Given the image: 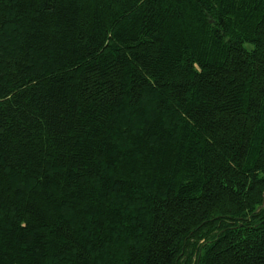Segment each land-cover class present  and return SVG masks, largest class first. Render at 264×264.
Wrapping results in <instances>:
<instances>
[{"label":"trees","instance_id":"16d2710c","mask_svg":"<svg viewBox=\"0 0 264 264\" xmlns=\"http://www.w3.org/2000/svg\"><path fill=\"white\" fill-rule=\"evenodd\" d=\"M0 264H264V0H0Z\"/></svg>","mask_w":264,"mask_h":264}]
</instances>
